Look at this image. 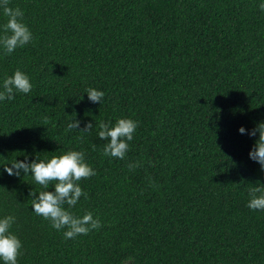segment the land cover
Returning <instances> with one entry per match:
<instances>
[{"label":"trees","instance_id":"1","mask_svg":"<svg viewBox=\"0 0 264 264\" xmlns=\"http://www.w3.org/2000/svg\"><path fill=\"white\" fill-rule=\"evenodd\" d=\"M261 3L11 0L34 37L0 47V91L16 69L33 85L0 101V218L16 217L18 264H264V211L247 207L264 185L248 155L259 134L238 132L264 122ZM87 88L104 92L100 104ZM74 113L79 128L66 131ZM118 118L138 121L123 160L104 156L97 135ZM68 150L96 172L71 210L102 222L73 239L32 211L29 193L42 189L31 173L4 171Z\"/></svg>","mask_w":264,"mask_h":264},{"label":"clouds","instance_id":"2","mask_svg":"<svg viewBox=\"0 0 264 264\" xmlns=\"http://www.w3.org/2000/svg\"><path fill=\"white\" fill-rule=\"evenodd\" d=\"M10 2L11 0H0V10L7 18L6 23L0 25V47L3 48L5 54H11L17 48H22L34 40L30 28L24 23L23 10L19 7H11ZM259 8L264 11V3H261ZM2 88L0 101L13 100L15 92L28 94L32 91L33 85L25 72L16 69L13 75L3 80ZM85 93L90 102L99 104L105 95L104 92L95 88H87ZM79 125L80 121L75 119L74 113L73 118L67 124L66 131L76 130ZM92 127V123H87L79 132L90 133ZM98 127L99 139L108 141L103 147V155L120 160L125 159L129 151V142L133 140L138 127V121L131 118H118L115 124L101 121ZM238 132L249 136L259 134L248 155L251 160L259 163L261 170L264 171V122H259L250 131H246L241 126ZM140 166L137 162L128 167L132 170ZM4 171L9 176H20L21 172L24 175L31 173L30 176L42 189L38 195L34 191L29 193L33 197L32 211L50 221L52 228L57 231L67 229L64 231L65 239L87 235L90 231L102 227L101 220L98 216H94L92 211L86 210L82 216H76L71 210L78 204L81 196L87 199V193L80 187L79 181L96 175L94 169L86 162L83 151L68 150L59 156L53 155L47 160L36 158L28 162L27 157L23 161L14 160L11 167L4 166ZM50 185L53 191L48 190ZM249 196L247 207L251 210L264 211V185L257 182L249 189ZM15 221L14 215L0 218V261L3 264H18V257L21 255L22 243L11 231ZM132 259V257L126 258L125 264Z\"/></svg>","mask_w":264,"mask_h":264}]
</instances>
